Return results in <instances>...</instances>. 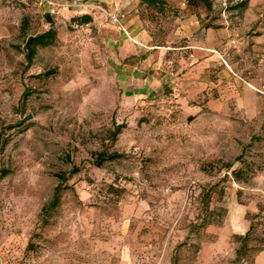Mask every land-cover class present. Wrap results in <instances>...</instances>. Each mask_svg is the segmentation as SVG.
Returning <instances> with one entry per match:
<instances>
[{
  "label": "rangeland",
  "instance_id": "1",
  "mask_svg": "<svg viewBox=\"0 0 264 264\" xmlns=\"http://www.w3.org/2000/svg\"><path fill=\"white\" fill-rule=\"evenodd\" d=\"M209 2L0 0V264H264V0ZM191 18L231 26L223 55L242 77L221 75L220 100L171 49ZM129 34L161 77L134 99L118 66Z\"/></svg>",
  "mask_w": 264,
  "mask_h": 264
},
{
  "label": "crops",
  "instance_id": "2",
  "mask_svg": "<svg viewBox=\"0 0 264 264\" xmlns=\"http://www.w3.org/2000/svg\"><path fill=\"white\" fill-rule=\"evenodd\" d=\"M60 4H76L87 0H54ZM94 2L118 1V0H89ZM185 7V0H183ZM136 16L127 18V25L135 37L144 39L146 34L140 22H136ZM183 35L186 37L185 44L173 46L174 50H185L189 55L185 61L186 77L191 83L200 86L201 92H208L210 88L219 93L221 99V75L240 76L241 64L234 59V48L232 44L231 26L229 23L221 22V19L203 23L197 18H191L183 27ZM134 41V42H132ZM259 41V40H257ZM142 44L132 35L123 36L120 51L119 77L123 82L125 96L128 99L151 95L155 92L160 79L158 63H155L157 51ZM240 48V46H239ZM216 50V51H215ZM233 53L228 59L229 66L224 65L221 54ZM180 64H182L180 60ZM256 83H259L256 81Z\"/></svg>",
  "mask_w": 264,
  "mask_h": 264
},
{
  "label": "trees",
  "instance_id": "3",
  "mask_svg": "<svg viewBox=\"0 0 264 264\" xmlns=\"http://www.w3.org/2000/svg\"><path fill=\"white\" fill-rule=\"evenodd\" d=\"M143 2L148 3L149 5H156L158 3L159 0H142ZM198 0H188V2L194 3L197 2ZM207 6H210V2L209 0H202ZM238 6H244L243 3L237 5V6H233V8H237ZM75 21L79 22V23H87L89 21H91L92 17L90 16V14H83L77 17L73 18ZM57 39V31L54 28H50L42 33L39 34H35V35H30L25 43L26 46V51H27V56L28 58H32L35 53L37 52L38 47L40 46H49L53 43H55ZM120 131V125H118L117 129L114 130V135L117 134V132ZM116 154H107L106 152H101L99 154V158L97 160V164H102L103 161L113 158L115 157ZM59 189L57 188V191L54 194V202L53 205H55V203L59 200ZM250 234V231H248L246 233V237Z\"/></svg>",
  "mask_w": 264,
  "mask_h": 264
},
{
  "label": "built area",
  "instance_id": "4",
  "mask_svg": "<svg viewBox=\"0 0 264 264\" xmlns=\"http://www.w3.org/2000/svg\"><path fill=\"white\" fill-rule=\"evenodd\" d=\"M220 1H222L223 2V4H226V2H227V0H220ZM188 2V0H185V3H187ZM112 16H113V18L115 19V20H118L119 21V18H118V14L115 12V13H112L111 14ZM126 30V29H125ZM127 32V31H126ZM233 42H234V40H233ZM216 51V50H215ZM221 59H222V61H223V63H225L229 68H230V66H229V64H228V62H227V59L224 57V55L223 54H221ZM254 89H256L258 92H261V93H264V91L261 89V88H258V87H255V86H253V85H251Z\"/></svg>",
  "mask_w": 264,
  "mask_h": 264
}]
</instances>
